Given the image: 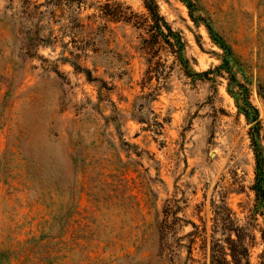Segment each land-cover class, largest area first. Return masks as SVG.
<instances>
[{"label": "rangeland", "instance_id": "rangeland-1", "mask_svg": "<svg viewBox=\"0 0 264 264\" xmlns=\"http://www.w3.org/2000/svg\"><path fill=\"white\" fill-rule=\"evenodd\" d=\"M191 1L264 149V0ZM156 3L194 71L220 64L180 0ZM152 24L143 0H0V264H209L229 236L264 264L250 126Z\"/></svg>", "mask_w": 264, "mask_h": 264}, {"label": "trees", "instance_id": "trees-1", "mask_svg": "<svg viewBox=\"0 0 264 264\" xmlns=\"http://www.w3.org/2000/svg\"><path fill=\"white\" fill-rule=\"evenodd\" d=\"M180 2L188 9V14L193 24L197 27L203 25L214 45L222 51L220 64L214 69L201 73L194 71L190 60L185 55L186 42L182 38L181 32L175 31L164 21L159 13L156 0H143V6L153 23L152 27L159 34L162 42L169 47L174 56V61L180 66L187 77L208 78L210 74H214L217 77H226V91L234 100L238 114L242 115L246 124L250 126L248 135L254 155V181L251 190L255 196L254 210L262 216L264 227V149L261 144L262 135L259 111L250 101V83L244 82L238 77L232 49L214 35L209 23L196 15L197 7L195 4L191 0H180ZM262 255L264 257V251ZM243 260L249 264L248 249L238 239H232L231 236L225 242L217 243L215 247L212 246L210 248L209 264H241Z\"/></svg>", "mask_w": 264, "mask_h": 264}]
</instances>
